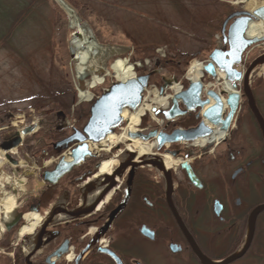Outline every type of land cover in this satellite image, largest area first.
Instances as JSON below:
<instances>
[{
    "label": "rangeland",
    "instance_id": "374dc122",
    "mask_svg": "<svg viewBox=\"0 0 264 264\" xmlns=\"http://www.w3.org/2000/svg\"><path fill=\"white\" fill-rule=\"evenodd\" d=\"M63 1L74 12L78 22L90 30L101 52L96 60L102 61L104 69L109 70L105 84L92 91L94 100L103 96L118 82L111 71V66L118 59L128 61L131 65L136 64L138 68L133 66L136 67L138 78L150 75V91L158 90L173 81L187 87L189 82L186 75L189 67L194 62L207 64L211 53L221 46L222 26L229 15L236 11L250 12L247 4H241L239 0ZM260 2L264 4V0ZM4 5L14 11L26 10V15L19 26L13 29L7 45L0 44V129L8 128L0 132V139L9 136L15 139L18 137L17 133H22L20 123L30 126L32 122L38 121V131L24 138V147L21 149L25 150L21 154L20 149L19 156L22 158V155L28 154L38 162L40 153L41 157H50L44 159L53 160V146L63 138L71 136L75 129L82 130L85 127L95 102H86L79 98L78 66L72 53L76 30L71 26L68 12L56 0H5ZM262 56L264 42L260 41L246 53L243 66L239 70L245 74L251 64ZM100 74L104 76L105 72ZM89 79L91 76L87 78V83ZM203 83L206 86H215L208 91L222 93L220 85L223 83L217 84L207 74ZM250 87L264 116L263 72L251 76ZM239 90L242 96L240 109L228 139L231 140L233 136L237 150L243 151L247 158L252 151L259 149L262 140L249 111L248 101L244 97L243 84L239 86ZM165 95L172 96L173 92L166 91ZM160 123L147 116L139 129L150 126L163 129L166 122L163 120ZM123 124L122 128L126 129L127 123ZM121 133L120 130L114 132L116 135ZM180 147L194 155H199L202 150L188 145ZM218 147L217 151L225 153L224 144ZM63 155L64 153L60 157ZM105 157L89 159L67 173L57 170L55 161L40 175L38 171L27 173L26 170L29 169L23 168L18 176L12 173V168L5 166L0 180L8 183L9 188L13 183H19V179L24 180L26 186L22 189H26V192L19 193L18 196L22 200L29 197V204H32L38 199V183L44 178L45 172H51L50 182H56L57 186L74 181L82 174V181H85L92 178V174H96L95 167ZM57 159L56 157L55 160L58 161ZM251 159L253 158H248L247 161ZM220 161L222 162H219V166L214 164L212 168L218 176L216 193L224 194L229 192L233 166H229L227 153ZM226 173L228 176L224 175ZM253 184L259 185V182ZM49 196L45 201H49ZM258 199L264 200V195H259ZM21 251L23 250L19 254H22ZM6 253L7 251L0 249V254ZM248 262L257 264L255 260Z\"/></svg>",
    "mask_w": 264,
    "mask_h": 264
},
{
    "label": "flooded vegetation",
    "instance_id": "af4514ba",
    "mask_svg": "<svg viewBox=\"0 0 264 264\" xmlns=\"http://www.w3.org/2000/svg\"><path fill=\"white\" fill-rule=\"evenodd\" d=\"M241 17L243 15L237 19ZM200 122L197 113H190L166 123L163 129L150 126L141 131L146 134L162 131L171 135L179 129L196 128ZM232 128L233 124L229 133ZM7 129L4 127L0 132ZM258 134L262 140L261 146L247 158L243 151L237 150L233 136L231 140L226 139L220 144L202 149L199 155L180 147L187 146L186 143L164 148L156 156L147 159L150 165H139L123 171L121 183H116L112 190L105 189L100 199L90 206L88 197L109 180H89L87 183L86 180L82 181V174L74 181L54 186L51 190H39L38 199L29 204L28 198H25L26 207L17 212L6 224L3 234L0 233V249L7 251L5 255L0 254V264L226 262L244 247L250 217L256 208L264 205V200L258 199L259 195H264V142L259 129ZM12 140L10 136L0 139V147L10 146ZM221 144L226 146L225 153L217 151ZM120 149L124 151V146ZM24 150L21 149L20 153ZM20 153L18 159H21ZM226 153L233 171L229 192L221 194L215 190L218 176L212 166H219ZM167 155L173 156L174 160L181 159L177 169H168L171 192L162 171L163 160ZM39 158L36 164L42 167L43 155L41 157L40 153ZM248 158L253 159L247 161ZM184 163L190 166L201 188L192 183L189 170L183 167ZM17 174L19 175V171ZM224 175L228 176L227 173ZM254 182H259V185H254ZM67 189L71 191L68 192ZM109 195L111 197L107 200ZM48 196L53 205L51 209L54 208L56 214L73 216L64 221L51 222L43 229L42 226L39 227L32 238H20V231L25 225L24 214L34 207L40 213H45V200ZM263 235L264 213H261L256 220L255 234L248 252L243 258L228 264H248L249 260L264 264ZM30 241L41 244L40 249L28 259L24 251H21L22 254L19 252Z\"/></svg>",
    "mask_w": 264,
    "mask_h": 264
},
{
    "label": "water",
    "instance_id": "95a60500",
    "mask_svg": "<svg viewBox=\"0 0 264 264\" xmlns=\"http://www.w3.org/2000/svg\"><path fill=\"white\" fill-rule=\"evenodd\" d=\"M258 12H264V6L256 9L252 13L244 12L241 13L245 15L246 18L244 20L247 21L246 24L239 25V29L237 30L236 26L239 21H236L230 27L228 32V37L226 35V26L228 23L234 19V17L238 15H232L224 24V30L222 32V36L224 39L225 44L227 41L230 45V51L227 52L225 55L221 50H216L210 57L211 62L206 66L205 71L211 75L213 78L216 79L217 73L215 66L219 69L220 73H225L228 82L233 86L234 92L228 95L227 105L229 108V113L224 120L222 118L224 114V103L222 100V95L225 93L218 94L214 91H210L207 93L209 99L202 100V94L204 90V85L199 83H191L190 87L182 92L177 94L173 99V108L170 111H158L156 108L153 109V113L156 117L164 116L165 120L172 121L178 117L185 116L189 112H194L197 109L201 110L202 119L203 121L199 124L197 128L189 129L186 131L177 130L172 135H167L164 133L154 132L149 135H144L142 133L138 134H131L130 137L133 139H140L144 142H155L157 144L156 149L161 150L166 145H172L180 142H194L200 138L208 137L213 134L212 128L208 125L211 124L213 126H221L222 130L228 131L230 124L235 117L236 113L238 112L239 105H240V93L238 92V85L243 81V92L244 97L248 101L249 109L251 110L255 120L257 121L263 141H264V118L258 109L254 94L250 87V75L254 71V69L258 66L264 65V56L256 60L251 67L248 69L245 76L242 73L236 71L235 66H241L243 63V55L246 53L248 49H250L254 44L258 43L259 39L249 40L246 38V33L249 28V24L251 22H263L264 23V15L258 16L256 15ZM238 33V34H237ZM226 57H229L230 60H226ZM105 72V71H103ZM90 76V75H89ZM87 76V77H89ZM148 88V80L146 78H139L136 81L131 83H120L116 85L112 90L111 93L107 96H104L100 100L96 102L91 110V118L89 123L84 128L83 133H76L73 137L65 141L62 145H69L75 141L78 142H85L87 139L97 143L105 140V138L113 133L114 129H117L121 123L122 119L120 118L121 112L126 108H131L132 110H137L140 105L142 104V94L145 89ZM79 91L85 92L86 91V83L85 80H79ZM164 89L160 90V95L163 96ZM211 100L214 101V105H211ZM183 105L186 110L183 111L180 108V105ZM207 108V109H206ZM201 114L199 113L198 118H200ZM35 130V127H29L25 131H23V135H27L32 133ZM20 141L16 143L19 145ZM135 156L131 154L130 165L128 162L127 164H122L119 169L115 172L122 178V172L128 168V166L135 168L137 165L134 163ZM160 165V164H159ZM163 165V164H162ZM183 167H186L189 170L190 179L193 184H196L199 188L201 185L199 184V180L196 176L192 173V170L188 164H184ZM98 168V167H97ZM162 169V167L160 166ZM164 172L169 185V192H171V181H170V173L164 169ZM115 177H105V180H109V188L108 191L114 188ZM264 213V205L256 208L249 220L248 224V231L245 240L244 247L236 254H234L230 259L226 262L220 264H228L234 262L238 259H241L245 256L248 252L253 238L255 234V226L256 220L258 216ZM55 211L49 215L48 219L46 220L45 224L43 225L42 229L49 223H51L52 219L55 217ZM70 217L73 215L70 214ZM40 239L42 240V234L40 233ZM39 244H37L36 251L39 250ZM30 258V257H29ZM28 258V259H29Z\"/></svg>",
    "mask_w": 264,
    "mask_h": 264
},
{
    "label": "bare ground",
    "instance_id": "6f19581e",
    "mask_svg": "<svg viewBox=\"0 0 264 264\" xmlns=\"http://www.w3.org/2000/svg\"><path fill=\"white\" fill-rule=\"evenodd\" d=\"M56 1L66 9L71 19V26L76 30L72 41V53L74 55V60L78 66L77 79H83L86 83V91L79 92V98L82 101L90 102L93 99L92 91L98 87L103 86L106 79L105 77L109 75V70L104 69L102 61L100 62L99 60H96L101 56L100 47L92 37L90 30H88L78 22V19L75 16L74 12L66 5L63 0ZM260 1L261 0H239V3L247 4V9L249 11H253L260 6H264V4ZM246 38L249 40L259 39L264 41V23L251 22L246 33ZM103 71H105V75L101 76L100 73H102ZM111 71L115 74L117 81L120 83H131L133 81H136L137 79V73L133 66L128 63V61H124L122 59H118L113 63V65L111 66ZM258 72L264 73V65L261 67H257L253 71L252 76L254 74H257ZM89 75L91 76V79H89V83H87V76ZM217 77V84H219V82L223 83L222 85H220L222 90L221 92L225 94H232L234 92L233 86L226 79V75L219 72ZM186 79L191 83H203L205 79V65L199 62H194L187 71ZM214 87L215 86L212 84H209L208 86L205 85L207 91L208 89ZM170 90L174 95L178 94L180 91H182L181 84L173 83L170 86ZM171 99L172 97L169 95H163L162 97L160 95V92L156 89H154L153 91L148 90L144 97L143 104L138 110L134 112L130 110H124L122 112L120 117L127 123V128L120 130L122 132L121 134L108 135L106 139L101 142L95 143L93 141H89V143L86 144L88 148L87 151L89 153H95L100 158H103L104 155L106 156L104 161L99 166V171L94 180H99V182H102L105 177H115L114 181L120 184L121 178L115 172L117 171L119 164L130 158L131 154L135 156L134 163L137 166L140 165L141 167H146L147 165L151 164L147 161V159L156 156L157 144L152 141L144 142L140 139H133L130 137V135L138 134L139 132H141V130L139 129L140 124L143 122V118L147 115H150V117L155 122L160 123L161 120L156 118L153 113V109L156 108L158 111H168ZM223 101L225 105L226 100ZM32 123V125L36 126V130L33 133L35 134L38 131V121H34ZM20 124L21 130H23L22 127H24L25 124L24 122ZM208 125L212 128L213 134L208 137L200 138L191 144H187L189 147L205 149L211 145L220 144L224 140L228 139L229 133L222 130L221 126H213L211 124ZM25 137V135L21 134L20 139L24 140ZM121 146H124V152L122 150H119L117 151V153H115L116 149L120 148ZM12 153L15 154L17 152L15 150ZM3 156L4 155L0 153L1 161L4 163ZM64 159L67 163H71L75 159V156L73 155V153L69 152L64 156ZM163 161L166 169H177L181 164V161L174 160L171 156H166ZM52 163L53 161H48L46 163V166H50ZM19 166L25 167V162H20ZM32 171L33 170L29 168V172ZM23 183L24 181H19V183L15 182L10 186L11 188L4 187L3 184L0 183V214H6V219H10L13 213L18 209L16 198L17 195L15 192H17V190L21 188V185H23ZM108 187L109 185L107 187L103 186L94 191L88 197V206L92 205L97 199L99 200L102 194L105 193V189L108 191ZM110 197L111 195L108 196L107 200H109ZM24 219L28 224L27 226L22 228L19 236L20 238H32L36 234L44 219L36 213L26 215ZM67 219L68 216L60 214L54 218L53 222L56 223ZM0 220H2L1 217ZM0 233L3 234L2 229H0ZM36 246V241H30L28 245H25L23 249L25 255H29V253L33 249H35Z\"/></svg>",
    "mask_w": 264,
    "mask_h": 264
},
{
    "label": "trees",
    "instance_id": "16d2710c",
    "mask_svg": "<svg viewBox=\"0 0 264 264\" xmlns=\"http://www.w3.org/2000/svg\"><path fill=\"white\" fill-rule=\"evenodd\" d=\"M5 0H0V44L7 45L8 38L11 35L13 29L21 22V20L24 19L26 15V10H20V11H14L11 8L4 5ZM15 16H13V14ZM58 141L53 146V153L54 155H57L61 153L65 146H60L59 144L64 140Z\"/></svg>",
    "mask_w": 264,
    "mask_h": 264
},
{
    "label": "snow or ice",
    "instance_id": "6c2138e0",
    "mask_svg": "<svg viewBox=\"0 0 264 264\" xmlns=\"http://www.w3.org/2000/svg\"><path fill=\"white\" fill-rule=\"evenodd\" d=\"M256 15H258V16L264 15V12H258ZM246 23H247L246 20L241 19V20L238 22L237 26H236L237 30L239 29V25L246 24ZM237 34H238V33H237Z\"/></svg>",
    "mask_w": 264,
    "mask_h": 264
}]
</instances>
